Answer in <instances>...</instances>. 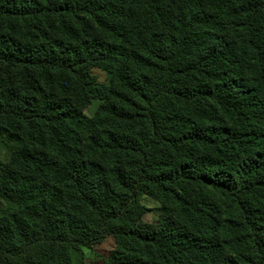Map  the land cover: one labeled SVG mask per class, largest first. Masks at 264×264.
<instances>
[{
  "label": "trees",
  "instance_id": "trees-1",
  "mask_svg": "<svg viewBox=\"0 0 264 264\" xmlns=\"http://www.w3.org/2000/svg\"><path fill=\"white\" fill-rule=\"evenodd\" d=\"M0 141V264H264V0H0Z\"/></svg>",
  "mask_w": 264,
  "mask_h": 264
},
{
  "label": "rangeland",
  "instance_id": "rangeland-1",
  "mask_svg": "<svg viewBox=\"0 0 264 264\" xmlns=\"http://www.w3.org/2000/svg\"><path fill=\"white\" fill-rule=\"evenodd\" d=\"M91 74L94 75L98 82L107 83V76L101 70L93 69ZM99 106L98 101H92L91 104L84 110V114L87 117H91L95 114ZM3 141H6L10 146L17 145L15 141H11L10 137L3 135ZM14 142V143H13ZM13 145V146H14ZM7 144L1 143L0 141V160L5 161L8 155ZM142 204L149 209V212L145 215L144 221L147 223H152L156 220L158 216L157 209L159 207L158 203L153 201L148 197H143ZM114 248V241L111 237H106L105 240L100 243L93 245L91 248L83 249L84 264H104L105 260L108 258L110 252Z\"/></svg>",
  "mask_w": 264,
  "mask_h": 264
}]
</instances>
